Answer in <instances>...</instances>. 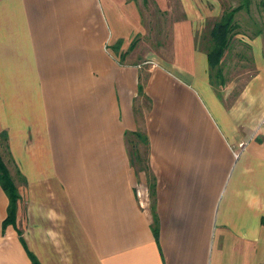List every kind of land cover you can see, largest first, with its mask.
I'll use <instances>...</instances> for the list:
<instances>
[{"label": "crops", "instance_id": "1", "mask_svg": "<svg viewBox=\"0 0 264 264\" xmlns=\"http://www.w3.org/2000/svg\"><path fill=\"white\" fill-rule=\"evenodd\" d=\"M146 1L0 0V135L24 180L10 222L0 183V264H264V35L252 76L217 86L197 38L221 3L151 0L169 31L151 52Z\"/></svg>", "mask_w": 264, "mask_h": 264}, {"label": "rangeland", "instance_id": "2", "mask_svg": "<svg viewBox=\"0 0 264 264\" xmlns=\"http://www.w3.org/2000/svg\"><path fill=\"white\" fill-rule=\"evenodd\" d=\"M217 1L219 4L221 3L222 11L225 13V11L229 12L237 8L241 0ZM146 2V25L151 31L156 30V34L159 35V39L154 38L155 34H151L150 36H148V42L150 44L145 46V48L148 51L152 52L155 49L154 47H156L154 46L155 43L158 42V45H160L164 41L169 40V31H167L168 26H165L167 24H165L164 19H162L161 16L154 14L155 6H151L153 1L147 0ZM210 7L211 10L215 9V6ZM158 13H160L159 10ZM161 19L163 20V23L158 22ZM208 20L202 22V26L204 28H201V32H199L197 38L200 48L204 51H208V49L211 47L210 33L214 27V24L220 19L215 22H213V20ZM235 20L238 26V29L235 31L236 35L231 40L230 47L225 51L223 57L221 58L218 68L213 70V72L211 71L213 83L217 86H227L231 83H237V86H242V84H244L245 81L248 80L249 76H252V74L255 72V68L252 64L253 60L251 48L249 43L247 42L248 40L255 39L257 37V34H261L260 32H262V34L264 35V0H251L250 9H244L240 11L236 15ZM163 27L164 30H161V28ZM157 50H159V48H157ZM218 72L222 73V78H217ZM3 134L4 133H2V135ZM129 141L132 161L135 166L139 182L143 186L145 184H147L148 186L149 184L151 188V183L147 181L149 179V175L147 173L148 162L146 159V146L143 140L139 137L131 136L129 138ZM0 153L3 155L4 162L16 187L19 184H23V177L20 173H18L19 171L15 169V165L12 163L9 152L7 153V151L5 150V140L3 137L0 141ZM142 178L143 180H141Z\"/></svg>", "mask_w": 264, "mask_h": 264}, {"label": "trees", "instance_id": "3", "mask_svg": "<svg viewBox=\"0 0 264 264\" xmlns=\"http://www.w3.org/2000/svg\"><path fill=\"white\" fill-rule=\"evenodd\" d=\"M250 7H251V0H241L237 8L229 12L225 11L221 19L214 24V27L210 33L211 47L207 51L210 69L212 72L220 65L221 58L223 57L225 51L230 47L231 40L236 35L235 31L238 29L235 20L236 15L244 9L249 10ZM217 78H222L221 72H218ZM1 135H0V141L1 138L3 137L5 140V150L8 153L9 152L8 141H7L8 136L6 133H4L2 136ZM136 137L142 139L147 147V139L145 137H143L142 135H136ZM0 183L10 199L9 216L7 221L8 222L14 221L16 217L17 204L20 200V195L15 183L12 180L11 175L9 174V170L4 162L3 155L1 153H0ZM34 262L35 264H37L35 260Z\"/></svg>", "mask_w": 264, "mask_h": 264}, {"label": "built area", "instance_id": "4", "mask_svg": "<svg viewBox=\"0 0 264 264\" xmlns=\"http://www.w3.org/2000/svg\"><path fill=\"white\" fill-rule=\"evenodd\" d=\"M236 156V158H238L239 157V155L237 154V155H235Z\"/></svg>", "mask_w": 264, "mask_h": 264}]
</instances>
